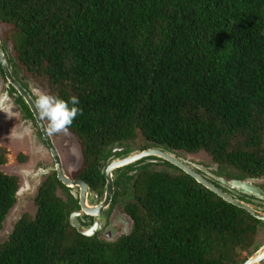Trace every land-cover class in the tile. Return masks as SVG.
I'll return each instance as SVG.
<instances>
[{"label": "trees", "instance_id": "obj_1", "mask_svg": "<svg viewBox=\"0 0 264 264\" xmlns=\"http://www.w3.org/2000/svg\"><path fill=\"white\" fill-rule=\"evenodd\" d=\"M0 25L25 78L78 97L82 114L68 131L82 155L77 177L91 189L104 186L111 148L138 134L146 145L205 152L221 175L264 177V0H0ZM6 156L0 147V166ZM158 163L114 181L133 223L111 242L70 225L78 206L47 176L35 215L0 244V264L243 262L261 221ZM18 189L0 170V231Z\"/></svg>", "mask_w": 264, "mask_h": 264}, {"label": "flooded vegetation", "instance_id": "obj_2", "mask_svg": "<svg viewBox=\"0 0 264 264\" xmlns=\"http://www.w3.org/2000/svg\"><path fill=\"white\" fill-rule=\"evenodd\" d=\"M0 43L2 44L1 41H0ZM2 49H3V51H5L7 49L4 46V44L2 46ZM10 59H12V55L9 54V51H7L6 60H7V66L9 68V72L11 73L13 80L16 83H18L27 92L29 98L31 99V101L34 104L35 109L37 110V114H35L33 112L32 107L19 94L18 88L12 83V81H9L7 79L4 70L0 65V68H1L0 73H1V76L4 80V82L6 83L4 90H5L7 95H5L4 100L6 98H8V102L4 103V109L1 112V116L2 117L6 116L8 121L10 120V127L13 128L15 134L19 133L21 135V130H22L23 133L29 135L27 137L28 140H26L27 145H29V142L31 145H33V147H37V145H35L34 143L41 144L43 147H46V149L49 151L50 157L52 159L53 168H52V171L46 175V177L52 175V173H55L56 177L58 179L57 172H56V165H57L56 158H57L58 162L60 163V167L63 170V174L67 178H69V180H71V181H77L78 180V181L85 182L83 179L77 177V174L80 171V169L82 167V163H83L81 150L79 148V145H78V148H79V152H80V156H81L80 166L78 167V169H76V170L72 171V173L68 174L65 172L64 161L62 160L63 157L60 153V150L58 149V148H60L58 146V143H59L61 137L56 139V136H55V135L60 136L63 133L58 134L60 132H57V133L50 132L49 127H48V123H49L48 120L46 118L42 117L41 111L35 103L36 99L38 98V95H35L33 93L34 90L32 91L31 87L29 86V80L30 79L25 78L24 75L22 73H20L19 70L16 69V65L12 64V61H9ZM13 122H15L17 124V125H15V128L13 127L14 126ZM16 126L19 127V131L17 130ZM9 130H10V132L12 131V129H9ZM66 133L68 134L70 132L67 131ZM71 135L73 136V134H71ZM131 143H134V142L131 141ZM118 145H120V144H118ZM118 145L117 146L115 145V146H113V148H111L110 154L107 157L105 164L103 162V164L101 165V170L103 171V173H105V170L107 169V167H109L115 160H118L119 158H122V157H124L130 153L160 150L161 152L165 151L168 153H173L175 155V157L182 160V158H180V156L177 154L178 151H169V150L164 149V148L159 147V146L146 145L144 140H142V143L140 145L136 146L135 148L128 147V146L126 147L124 145H121V146H118ZM24 149H25V145L23 143V145L21 146V151H24ZM53 151L55 152V155H54ZM22 160H24V157L22 158ZM182 161L186 162L184 159ZM158 162H164V161L158 160L155 156L142 157L141 159H138V160L126 165V166L116 168L115 170H113L112 171V178L115 181L118 179L119 175L123 171L130 169V168L137 169V168L144 166V165H147V164H150L152 166H163L164 167V165H162V163H158ZM186 164L191 169H193L195 172H197L201 177L206 179L208 182L214 184L216 187H219L223 191L230 193L231 195H233L238 200L256 206L257 208L261 209V211L264 213V183L261 184V183H258V181L256 182V180L264 179V178H262V177L261 178H247V177H245V178H234V177L231 178L229 175L219 174L218 168L216 169V171L212 172V170L207 171V170H203V169H199V168L198 169L193 168L187 162H186ZM132 172L134 173L135 171H129L128 173L130 174ZM232 180H238V181H242V182L247 181L248 184L251 185V188L253 190L250 191L247 189L243 190L242 188L231 187L230 183ZM114 181H113V184H115ZM105 185H106V179H105L104 186H103L100 193H98L97 191L92 189L99 196L97 198V201L93 202V204L90 203L91 201H88V204L93 206L92 211L94 213H92V215H87L85 213H82V215H79L78 221L82 226L90 228L91 226H94L95 218H96L97 219L96 226L98 228L96 231H94V234L92 236H96L98 239H100L99 233H102L104 236V239H107L106 242H108V240H112V239L116 240L120 236L126 234V232L121 233L120 235H117L114 238L116 231H115V229H113L109 225L114 209L119 207V206L120 207L123 206V203H124V199L123 198L120 199L121 197H119V195L114 200L115 185H114V193H113V196L111 198L109 205L107 207H103L99 213H95L96 211H94V208L99 207V205L103 202L102 199L104 197ZM64 186L66 188H68V192L72 195L73 200H75V203L78 206V208H74L71 211V213L78 212L79 210H81V207H80V196H81L80 190H81V188H80V186L79 185H74L73 187H68L66 185H64ZM220 186H222L223 188H221ZM224 188H226V189H224ZM58 190H61L62 192L65 193L66 198L64 200H67L68 199V196H67L68 193H66V191L63 190L62 188H57V191ZM74 190H75V192H74ZM234 190H236V191L238 190L240 193L235 194ZM89 198L90 197L88 195L87 200H90ZM260 224H264V222H261ZM125 229H126V227H125ZM100 240H103V239L101 238ZM262 246H264V243L258 244L256 249H254L252 253L256 252ZM263 261H264V258L262 260H260L259 264H261V262H263Z\"/></svg>", "mask_w": 264, "mask_h": 264}, {"label": "rangeland", "instance_id": "obj_3", "mask_svg": "<svg viewBox=\"0 0 264 264\" xmlns=\"http://www.w3.org/2000/svg\"><path fill=\"white\" fill-rule=\"evenodd\" d=\"M6 26L0 25V41L9 51V54L12 55L11 44L5 41L4 30ZM5 82L0 73V147L7 151V158L4 165L0 166V170L6 174L14 175L19 179V189L20 194L17 195V200L13 208L8 212L6 219L3 223L2 230L0 231V244L6 241L13 230L14 224L20 219L21 216L27 214L33 217L36 213L37 207L34 203V198L36 196L39 185L42 181L45 180L47 174L52 171L53 164L50 157L49 151L46 147H43L41 144H36L37 147H33L30 144L27 145L26 140L29 135L23 133L21 130V135L15 134L12 127H10V120L8 121L7 117H2L1 112L4 109V103L8 102V98L4 100L6 94L5 92ZM29 86L31 87L35 95H40L41 93L47 94L44 89L39 87L34 81L29 80ZM14 128L17 125L13 122ZM17 130L19 131V127ZM9 129H12L10 132ZM63 133V134H61ZM60 136L55 135L56 139L61 137L58 146L60 153L62 155V160L64 161V167L66 173H72V171L78 169L81 163V156L78 148V142L76 141L75 136L73 137L71 133L60 132ZM142 136L138 134L134 143L127 142L122 144L124 146L135 148L136 146L142 143ZM25 145L24 151H21V146ZM117 146V145H116ZM121 146V145H118ZM177 154L184 159L191 167L196 169H203L207 171L214 172L217 169V165L214 164L211 158L205 152H199L197 154H187L185 152H177ZM24 157V160L22 158ZM164 168L163 166H152L151 169L160 170ZM264 178V177H262ZM258 183H264V179L256 180ZM226 189V188H224ZM235 194L240 192L234 190ZM75 192V190H74ZM57 195L62 199L66 198V195L61 190L57 191ZM93 204V202H90ZM109 225L115 229L116 233L114 238L121 233L128 232L131 228V222L128 215L123 211V207L119 206L114 209L113 215ZM126 227V229H125ZM100 239L104 241V236L102 233H99ZM255 244L264 243V224H259ZM254 249V248H253ZM252 249V250H253ZM251 250V252H253ZM264 264V261L261 262Z\"/></svg>", "mask_w": 264, "mask_h": 264}, {"label": "water", "instance_id": "obj_4", "mask_svg": "<svg viewBox=\"0 0 264 264\" xmlns=\"http://www.w3.org/2000/svg\"><path fill=\"white\" fill-rule=\"evenodd\" d=\"M0 65L3 68L7 79L9 81H12V83L18 88L19 94L32 107L33 112L35 114H37V110L35 109L34 104L31 101V99L29 98L27 92L18 83H16L13 80L11 73L9 72V68L7 66L5 57H4L1 49H0ZM53 153L55 155L54 151H53ZM146 156H155L160 161L169 162L170 164L174 165L175 167L179 168L180 170H182L183 172H185L186 174L191 176L193 179H195L196 182H198L199 184H201L202 186H204L205 188H207L211 192H213L216 195H218L219 197H221L226 202L245 210L248 214H250L254 218L258 219L261 222H264V213L261 211V209L257 208L254 205H251L249 203H245L243 201L238 200L237 198H235L230 193H227V192L223 191L222 189H220L219 187H216L214 184L208 182L206 179L201 177L197 172H195L193 169H191L186 164V162L175 157V155L173 153H168L165 151L161 152L160 150L130 153V154H128L122 158H119L118 160H115L109 167H107V169L105 170V173H104L105 179H106V185H105V190H104V197L102 199L103 202L99 205V207L94 208V211H96L95 213H99L100 210L103 207H107L111 201V198H112L113 193H114V184H113L114 179L112 178V171L115 170L116 168L126 166V165H128V164H130V163H132L138 159H141L142 157H146ZM56 161H57L56 162L57 163L56 172H57L58 179L64 185H66L68 187H73L74 185H79L81 188V190H80V192H81V196H80L81 210H79L78 212H74V213L70 214V216H69L70 225L72 227H74L79 233H81L85 236H92L94 234V231H96L98 228L96 226L97 219L95 218L94 226H91L89 228V227L82 226L78 221V217H79V215H82V213H85L87 215H92V213H94L92 211L93 206L89 205L88 201L96 202L97 198L99 196L96 192H94L90 188V186L87 183L82 182V181H78V180L77 181L69 180V178H67L63 174V170L60 167V163L58 162L57 158H56ZM230 185H231V187L242 188L243 190H245V189L250 190V191L253 190L251 188V185L248 184L247 181L242 182V181H238V180H232ZM220 187L223 188L222 186H220ZM16 194L17 195L20 194V189L17 191ZM88 195L90 197L89 198L90 200H87ZM128 217H129V220L131 222V227H132V223H133L132 219L130 218V216H128ZM130 230H131V228H130ZM130 230L128 232H126V234H128L130 232ZM108 241L111 242V241H114V239L108 240ZM263 258H264V246L259 248L256 252L252 253L245 261L241 262L240 264H259L260 260H262Z\"/></svg>", "mask_w": 264, "mask_h": 264}, {"label": "clouds", "instance_id": "obj_5", "mask_svg": "<svg viewBox=\"0 0 264 264\" xmlns=\"http://www.w3.org/2000/svg\"><path fill=\"white\" fill-rule=\"evenodd\" d=\"M2 46L3 43H0V49L6 60L8 50L3 51ZM35 103L40 109L42 117L48 120V127L52 133H66L77 115L82 114L81 110L76 106L79 104V99L76 96H71L68 100H64L55 95L41 93Z\"/></svg>", "mask_w": 264, "mask_h": 264}]
</instances>
